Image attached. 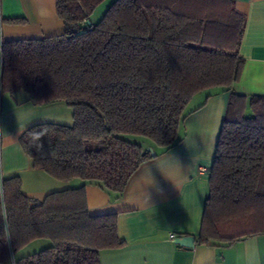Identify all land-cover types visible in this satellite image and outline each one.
I'll list each match as a JSON object with an SVG mask.
<instances>
[{
  "label": "trees",
  "instance_id": "1",
  "mask_svg": "<svg viewBox=\"0 0 264 264\" xmlns=\"http://www.w3.org/2000/svg\"><path fill=\"white\" fill-rule=\"evenodd\" d=\"M103 1L56 0L64 33L2 40L0 92L73 108L72 125L24 131L23 149L35 168L120 198L141 164L182 141L190 113L240 79L246 16L235 0H114L91 23ZM228 100L197 239L205 245L264 233V96ZM117 226V213L90 214L85 185L38 200L20 177L0 182V261L102 264L101 250L124 245ZM37 240L48 245L19 253Z\"/></svg>",
  "mask_w": 264,
  "mask_h": 264
},
{
  "label": "crops",
  "instance_id": "2",
  "mask_svg": "<svg viewBox=\"0 0 264 264\" xmlns=\"http://www.w3.org/2000/svg\"><path fill=\"white\" fill-rule=\"evenodd\" d=\"M235 6L246 16L239 48L244 61L240 79L229 91L207 100L202 94L193 104L206 103L185 119L182 141L141 164L120 198L80 178L60 180L33 166L20 142L23 132L44 122L72 125L74 110L62 101L37 106L24 90L0 92V182L20 177L23 193L38 200L85 185L91 215L118 214V236L124 245L101 250L102 264H264V233L213 245L197 240L230 94L244 95L248 102L250 97L264 96V0H235ZM64 31L56 0H0L4 41L45 38ZM171 233L175 238L194 236V247L176 244ZM47 245L37 240L19 253ZM0 264H16V257Z\"/></svg>",
  "mask_w": 264,
  "mask_h": 264
},
{
  "label": "rangeland",
  "instance_id": "3",
  "mask_svg": "<svg viewBox=\"0 0 264 264\" xmlns=\"http://www.w3.org/2000/svg\"><path fill=\"white\" fill-rule=\"evenodd\" d=\"M113 1L114 0H104L103 2L99 3V5L95 8V10L92 12V14L90 16V22L91 23H97L98 21H100L101 18L106 13L109 6L112 4L111 2H113ZM201 95H202L201 93L196 95L195 98H193V100H192V104L196 103L199 100Z\"/></svg>",
  "mask_w": 264,
  "mask_h": 264
},
{
  "label": "water",
  "instance_id": "4",
  "mask_svg": "<svg viewBox=\"0 0 264 264\" xmlns=\"http://www.w3.org/2000/svg\"><path fill=\"white\" fill-rule=\"evenodd\" d=\"M148 150H150L153 154H155L153 147H149ZM174 242L178 245H182L186 247H194L195 237L192 235H182V236L175 238Z\"/></svg>",
  "mask_w": 264,
  "mask_h": 264
},
{
  "label": "built area",
  "instance_id": "5",
  "mask_svg": "<svg viewBox=\"0 0 264 264\" xmlns=\"http://www.w3.org/2000/svg\"><path fill=\"white\" fill-rule=\"evenodd\" d=\"M2 39L0 38V51H1V49H2ZM176 237V234H174V233H171V235H170V238L171 239H174Z\"/></svg>",
  "mask_w": 264,
  "mask_h": 264
}]
</instances>
